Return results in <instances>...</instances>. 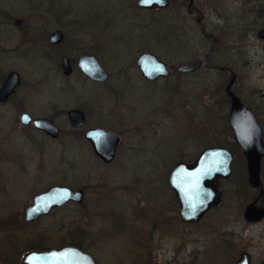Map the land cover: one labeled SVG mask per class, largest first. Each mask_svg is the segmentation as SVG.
Wrapping results in <instances>:
<instances>
[{"label":"rangeland","instance_id":"rangeland-1","mask_svg":"<svg viewBox=\"0 0 264 264\" xmlns=\"http://www.w3.org/2000/svg\"><path fill=\"white\" fill-rule=\"evenodd\" d=\"M104 1L66 0L63 4L75 6L82 27L91 24L101 27L103 20L96 12L102 9ZM106 1L110 5L105 20L109 34L103 57L113 70L135 60L140 50L149 45L171 70L178 64L201 58L203 42L194 21L189 24V29L186 28L189 37L183 35L182 30L179 37L168 30L173 8L146 15L150 24L142 30V38L139 36L141 31L131 24L137 23L140 17L133 15L131 0ZM123 23L127 34L121 31ZM26 74L33 76L28 71ZM138 75L130 67L127 80L112 78L109 92L101 87L90 92L95 102L99 99L103 103L106 111H121L120 114L127 118L123 126H117L114 117L109 118L107 128L121 135V144L110 164L97 160L87 143L71 134L63 116L56 121L63 133L58 140L52 141L33 130L25 133L15 129L11 126L14 114L0 111V155H6V150H10L11 156L23 161L36 156L43 182L54 181L86 189L82 205L58 210L56 221L53 216L44 220L45 223L16 228L15 239L19 242L16 247L32 238L39 247L65 245L77 240L90 249L97 264H234L241 252L247 251L253 263L258 264L264 257V219L254 224L243 219L244 207L257 190L251 188L248 196L242 197L235 192L234 179H220L217 182L222 193L220 204L198 224L186 225L177 218V202L171 198L166 183V176L176 162L195 158L207 143H215L216 137H222L216 123H212L217 121L215 114L208 110L216 101L211 93L217 85L215 73H206L203 68L181 75L172 71L170 77L160 78L154 84L140 81ZM252 84L254 94L248 92L252 86L249 90L243 88L247 83L240 84L242 87L238 86L237 91L254 109L262 103L258 90L264 93V81ZM76 85L81 86L80 82ZM226 109L223 107V111ZM260 119L264 129V112ZM229 135L226 146L234 148ZM233 152L241 158L237 164L239 174L247 178L242 152L239 148H234ZM27 171L24 168L18 172L25 175ZM1 175L8 180L19 177L15 170L2 164ZM262 175L264 190V165ZM14 197V194H0V207L15 202L17 198ZM139 208L150 213L141 216L135 212ZM72 212L75 217L71 216ZM122 214L130 223L143 224L145 236L149 238L144 248L145 259L136 250L137 229L129 227ZM166 215L173 216L172 226L152 227L153 219L161 221ZM58 219L63 222L60 230L56 226ZM74 231L78 232L75 234ZM1 232L0 247L9 248ZM230 242L234 244L232 252Z\"/></svg>","mask_w":264,"mask_h":264},{"label":"flooded vegetation","instance_id":"flooded-vegetation-1","mask_svg":"<svg viewBox=\"0 0 264 264\" xmlns=\"http://www.w3.org/2000/svg\"><path fill=\"white\" fill-rule=\"evenodd\" d=\"M64 1L66 0H0V111H10L14 114V121L11 126L15 129L25 133L33 130L43 138L56 141L63 133L62 127L56 121L59 116H63L71 130V134L82 138L97 160L103 164L112 163L121 144V135L109 129L110 127L107 128V126H110V123L108 124L109 118L114 117V122L117 126L125 125L127 118H125L124 114H120L121 111L118 113L106 111L102 106L103 103L99 99L95 102L94 100L96 99L91 96L90 92L95 87H101L109 92V83L112 78L116 76L119 81L127 80L130 67H133L138 72L140 81L149 84L156 83L160 78L170 77L172 71L177 75L193 73L201 68L206 73L213 71L216 75L215 81L217 85H215V89L220 97L219 102L224 108H227L216 117L217 121L214 120L216 128L222 130L225 126L223 119H221L222 114H227L226 127L229 128L228 119L231 105L230 94L227 90L229 84H231L229 90L240 99L245 107L253 112L257 122L262 127L260 114L264 112L263 91L261 89L258 90L263 98L261 105L253 109L239 95L237 89L238 86H241L240 84L247 83V86L243 88L249 90V86H252L254 81H264V0H229V2L227 0H168V5L164 7H157L156 5L149 7L137 6L136 0H131L130 8L133 15L140 16L139 20L137 19V23L131 22V24L141 31L139 36L142 38V30L146 29L150 24V20L146 15H156L158 11H163L170 7L173 10L170 15V21L167 23L169 25L168 30L173 31L178 37L180 30H182L183 35L189 37L186 28L189 29V24L192 21L196 23L203 42L202 56L193 60H201V65L190 72L177 71L176 67L180 64L171 70L167 62L163 61L157 53L151 50L152 47L150 45L146 46V49L140 50L141 52L139 51L140 53L135 60L128 64L119 65L113 70L103 57L109 34V27L105 25V20L110 13L109 2L105 0L102 9L96 12L97 16L103 20L101 27H94L92 24L82 27L77 10H74L75 6L68 4L66 6L63 4ZM125 27L126 24L123 23V30L121 29V31L127 34ZM144 52L156 54L166 64L169 74L158 76L155 79L145 78L137 64L139 55ZM90 55L94 56L99 63L101 70L105 73L104 77H93L84 72L82 66L87 68L90 67V64L82 59ZM36 66H38V69H35ZM26 71L33 76H28ZM78 82L81 84L80 87L76 85ZM248 92L254 94L253 86ZM70 110H81L84 115L83 121L77 124L76 118L71 120L68 115ZM23 114L29 115L32 120L41 118L52 120L59 129L58 134L52 136L46 131L35 127L32 121L27 124L22 123L21 116ZM90 129L107 130L118 135L119 140L115 155L110 162H103L93 152L92 143L85 138L86 131ZM229 130L233 143L237 145L230 128ZM225 147L232 152L234 163L235 155L233 150L227 146ZM237 147L239 148L238 145ZM6 152V155H0V164L15 170L19 177L9 180L5 175L0 177V194H14L16 196L14 199L17 198L15 202L0 207V230H2L1 233H3V237L9 244V248L1 249L0 247V262L2 264H24V256L31 251H47L70 245L88 253L95 264H97L90 249L84 248L76 242L77 240L65 245L54 244L47 247H39L34 243L35 239L32 238L28 243L21 244L22 246L20 247L18 244V248L16 247L17 243H19L15 239L16 228L45 223L44 220L53 216L56 221L55 213L58 210L72 205H82L86 189L85 187H72L83 190V200L80 203L68 201L61 206L51 207L46 213L40 214L34 219L27 220L25 219V209L33 202V197L36 194L47 190L53 185L71 186L65 183H55L54 181L43 182L38 172L40 166L38 167L36 156L23 161L11 156L10 150H6ZM199 153L195 158L182 162H194ZM263 159L264 156L261 159L259 185L252 186L248 182L250 187L258 192L248 204L254 203L257 207L264 209ZM24 168L29 170L24 173L25 175L19 173ZM169 172L166 176V183L171 192V198L177 202V218L182 224H198L220 204L222 193L219 190L221 193L219 202L212 205L199 220H181L178 215V200L174 190L168 183ZM229 177L226 179H229ZM140 210L139 208V211L136 210L135 212H138L137 214L141 216H143V213L146 216L150 213V211L143 212ZM71 216L75 217V214L72 212ZM122 216L127 221L126 215L122 214ZM263 219L264 215L257 221H246L245 219L244 221L248 224H254ZM173 220V216L166 215L164 220L160 221L156 218L151 223L152 227L161 229L162 225L172 226ZM127 222L129 227L137 229L134 239L137 246L136 250L140 257L145 259L144 248L148 245L149 238L145 236L143 224ZM62 225V220L58 219L56 222L58 229ZM77 232L74 231L75 234ZM33 243L34 246L32 245ZM13 247H15L14 250ZM233 247L234 244L230 242L229 250L233 251ZM243 252L249 255L250 264H254L251 255L247 251ZM238 258L234 264H236ZM263 261L264 257L258 264H262Z\"/></svg>","mask_w":264,"mask_h":264},{"label":"water","instance_id":"water-1","mask_svg":"<svg viewBox=\"0 0 264 264\" xmlns=\"http://www.w3.org/2000/svg\"><path fill=\"white\" fill-rule=\"evenodd\" d=\"M168 0H136L137 6L164 7ZM82 60L88 61L90 67L82 66L87 75L104 77V72L94 56H87ZM137 64L142 75L148 79L168 75L166 64L156 54L144 52L139 55ZM201 65V60L196 59L176 67L179 72H190ZM230 113L228 125L233 137L243 152L246 160L248 181L252 186L260 183L259 171L261 159L264 156L263 129L257 122L253 112L245 107L240 99L229 90ZM70 119H77V124L83 121L81 110H70ZM52 136L59 132L58 127L48 118L34 119L23 114L21 122L30 123ZM75 124V125H77ZM85 138L92 143L93 152L103 162H110L116 151L119 140L115 132L90 129L85 133ZM233 154L225 146L213 145L203 148L194 162H177L168 175V183L174 190L178 200V215L183 221H197L206 211L220 200L221 193L217 188L219 179H226L232 173ZM83 200V190L65 185H53L47 190L36 194L33 202L25 209V219L31 220L46 213L51 207L61 206L68 201L80 203ZM264 215V209L250 203L245 207L244 219L257 221ZM24 264H95L93 258L81 249L65 245L47 251H31L23 258ZM236 264H250L249 255L243 252ZM264 264V261L263 263Z\"/></svg>","mask_w":264,"mask_h":264},{"label":"trees","instance_id":"trees-1","mask_svg":"<svg viewBox=\"0 0 264 264\" xmlns=\"http://www.w3.org/2000/svg\"><path fill=\"white\" fill-rule=\"evenodd\" d=\"M211 93L217 99H216V103H212L208 107V110H209V113L213 112L215 114V116L218 117L221 113H223V106L219 102L220 97L218 95V91L215 89ZM226 118H227V114H222L221 115V119H223V122H224L225 126L222 128V130L218 131V134L222 135V137H216L215 143H207L206 146H212L213 144L224 145V146L228 145L227 136H228V134H231V132H230L229 128L226 127ZM212 123H214V121ZM234 146H235L234 148L238 149L236 144H234ZM229 148L234 150L233 147H229ZM242 158H243V156H242ZM239 160H241V158H239V156H235L234 166H233L234 168H233L232 174L230 175L228 180L230 181L231 179H234V182L237 184L235 192L239 196H242V197L245 196L246 197V196H248L251 187H250V184L248 183L249 182L248 179L239 174L238 166H237V164L239 163Z\"/></svg>","mask_w":264,"mask_h":264}]
</instances>
